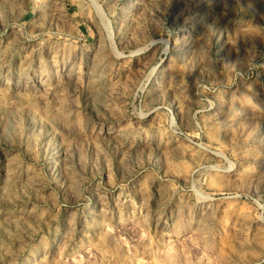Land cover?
Segmentation results:
<instances>
[{"label": "rangeland", "instance_id": "obj_1", "mask_svg": "<svg viewBox=\"0 0 264 264\" xmlns=\"http://www.w3.org/2000/svg\"><path fill=\"white\" fill-rule=\"evenodd\" d=\"M0 264H264V0H0Z\"/></svg>", "mask_w": 264, "mask_h": 264}]
</instances>
